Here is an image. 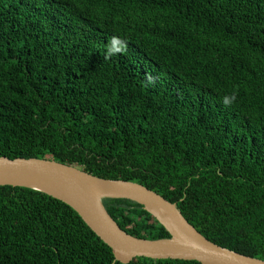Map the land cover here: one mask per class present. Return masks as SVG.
<instances>
[{
	"label": "trees",
	"instance_id": "trees-1",
	"mask_svg": "<svg viewBox=\"0 0 264 264\" xmlns=\"http://www.w3.org/2000/svg\"><path fill=\"white\" fill-rule=\"evenodd\" d=\"M0 157L139 183L264 260V0H0ZM103 205L130 235L170 238L134 201ZM114 262L68 204L0 186V264Z\"/></svg>",
	"mask_w": 264,
	"mask_h": 264
},
{
	"label": "water",
	"instance_id": "water-1",
	"mask_svg": "<svg viewBox=\"0 0 264 264\" xmlns=\"http://www.w3.org/2000/svg\"><path fill=\"white\" fill-rule=\"evenodd\" d=\"M0 186L32 188L71 206L111 247L114 264H129L140 257L201 264H264V260L208 240L187 221L175 203L139 183L101 178L51 159L0 157ZM104 198L128 199L142 205L164 226L170 238L148 240L130 235L108 213Z\"/></svg>",
	"mask_w": 264,
	"mask_h": 264
},
{
	"label": "clouds",
	"instance_id": "clouds-1",
	"mask_svg": "<svg viewBox=\"0 0 264 264\" xmlns=\"http://www.w3.org/2000/svg\"><path fill=\"white\" fill-rule=\"evenodd\" d=\"M232 99L234 100L235 99V96H233Z\"/></svg>",
	"mask_w": 264,
	"mask_h": 264
}]
</instances>
